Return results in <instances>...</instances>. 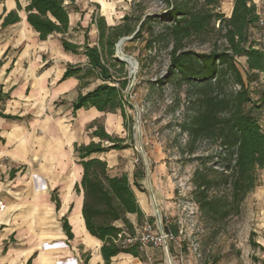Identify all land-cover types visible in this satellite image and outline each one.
I'll use <instances>...</instances> for the list:
<instances>
[{
	"label": "trees",
	"instance_id": "1",
	"mask_svg": "<svg viewBox=\"0 0 264 264\" xmlns=\"http://www.w3.org/2000/svg\"><path fill=\"white\" fill-rule=\"evenodd\" d=\"M24 1L22 6L16 0V8L3 16L1 26L20 20L18 10L23 9L26 22L38 33L39 40L60 34L63 49L81 53L87 59L85 63H66L60 80L74 76L80 82V89L98 80L86 92L80 91L71 104L73 112L95 107L101 112H119L123 120L127 119L126 107L130 104L124 90L130 77L124 70L125 63L114 56L115 44L135 31L132 39L140 37L144 29L148 32L146 47L166 40L170 47L167 75L188 86L186 112L190 113L181 126L188 133L189 152L193 153L197 141L210 140L215 144L207 156L197 158L200 165L191 177L192 196L199 209L213 220L241 212L242 202L259 183L258 173L264 168V131L260 123L264 113V81L261 82L264 53L255 46L253 37L259 18L254 0H233L230 16L219 9L221 0H203L200 5L193 0H162L166 7L161 14L126 13L120 23L111 25L104 15L93 13L90 24L98 30L94 45L88 41L89 25L85 27L84 44L67 37L70 7L75 0ZM153 21L163 24L158 31L151 25ZM212 33L222 39L220 46L213 45L205 51L187 47L189 38L196 36L205 41ZM238 57L244 58L243 70L237 63ZM256 82L261 85L260 90L253 87ZM8 97L0 89V102ZM0 115L11 119L21 117L1 110ZM91 136L99 137L98 141L74 144L77 163L82 168L75 190L82 191L81 215L85 227L102 242L105 264H110L111 257L120 252L142 257L136 242L123 246L113 238L122 227L134 233L135 226L144 222V213L132 187L133 182L143 190L139 182L143 172L134 171L132 182L125 173L111 175L99 154L128 145L123 144L124 138L109 134L102 125L96 126ZM208 160L211 165L206 167ZM51 200L59 206L56 195H51ZM132 214L140 223L131 221ZM62 229L68 239L73 236L66 217H62ZM30 262L31 258L24 264Z\"/></svg>",
	"mask_w": 264,
	"mask_h": 264
},
{
	"label": "rangeland",
	"instance_id": "2",
	"mask_svg": "<svg viewBox=\"0 0 264 264\" xmlns=\"http://www.w3.org/2000/svg\"><path fill=\"white\" fill-rule=\"evenodd\" d=\"M193 1L200 5L203 0ZM256 2L259 12L264 13V0ZM230 5V0H221L219 9L229 16ZM165 7L162 0H75L70 7L73 32L67 37L74 41L81 39L86 25H89V42H96L97 27L90 25L93 13L103 14L107 24L111 25L120 23L126 13L157 15L163 13ZM151 25L158 31L163 24L153 21ZM147 36L148 32L144 29L140 37L132 39V36L122 45V51L134 57L137 65L132 68L124 62V70L130 77L124 90L130 104L126 107V122L119 112H100L83 132V142L98 141L99 137L91 136V131L98 125H102L109 134L124 138L123 144L127 147L109 150L99 156L106 161L111 175L125 173L129 182L133 181L134 171L143 172L139 179L142 191L132 182L144 213L142 220L159 221L160 218L161 227L173 233V238L166 242L167 246L148 245L142 251V259L145 264H264V168L259 170V183L242 202L239 214L213 220L199 209L192 196L194 185L191 177L200 165L197 158L207 156L215 144L210 140L197 141L193 153L189 152L186 145L188 133L181 126L184 117L190 113L186 112L188 86L167 75L170 47L166 40H158L148 48ZM253 37L256 38V35L253 34ZM50 39L51 45H54L59 35L53 34ZM206 39L203 41L193 36L189 38L187 47L205 51L222 43L215 33ZM79 58L87 60L83 56ZM237 63L243 70L244 58L238 57ZM97 81L88 87L91 88ZM260 86L253 85L256 90H260ZM55 102L61 104V99ZM31 106V111L39 115L50 113L53 109L51 101H44L42 97H38ZM51 113L54 117L58 116L54 111ZM67 117L66 122H75L76 115L70 113ZM210 162H206V167L211 165ZM72 166L73 162L69 166L70 171ZM18 169L25 168L20 165ZM134 220L135 224L140 223ZM48 222L45 230L47 247L50 248L61 241L55 239L60 236L55 225ZM51 222L56 223L55 219Z\"/></svg>",
	"mask_w": 264,
	"mask_h": 264
},
{
	"label": "crops",
	"instance_id": "3",
	"mask_svg": "<svg viewBox=\"0 0 264 264\" xmlns=\"http://www.w3.org/2000/svg\"><path fill=\"white\" fill-rule=\"evenodd\" d=\"M230 1L231 14L233 0ZM20 3L25 5L24 0ZM15 8L16 0L0 1V89L9 96L0 102V110L21 116L11 119L0 115V264H24L29 258L31 264H105L102 242L86 229L81 215L83 195L75 190V185L80 181L82 168L74 152V144L83 143V132L101 111L82 107L73 112L72 102L80 91L90 88L80 89L74 76L60 80L65 64L85 63L79 58L83 55L63 49L60 34L54 45L50 43L53 34L39 40L38 33L26 22L23 9L18 10L20 20L1 26L3 16ZM257 9L259 12L258 6ZM69 27L72 33L70 15ZM69 40L84 44V35L77 41ZM38 97L51 101L50 113L39 115L31 111ZM57 99H61V104L55 102ZM52 111L58 116L54 117ZM70 113L76 115L74 123L65 121ZM261 116L264 131V113ZM20 165L25 169L19 170ZM53 194L60 201L58 207L51 200ZM132 215L131 221L136 223V216ZM62 217L67 218L73 232L69 239L62 229ZM47 222L55 225L60 235L55 239L61 241L50 248ZM110 261L145 264L142 257L123 252Z\"/></svg>",
	"mask_w": 264,
	"mask_h": 264
},
{
	"label": "built area",
	"instance_id": "4",
	"mask_svg": "<svg viewBox=\"0 0 264 264\" xmlns=\"http://www.w3.org/2000/svg\"><path fill=\"white\" fill-rule=\"evenodd\" d=\"M258 30L254 32L256 35V47L264 53V13L259 12ZM144 221L143 223L135 226V232L131 233L124 227L117 232L113 241L120 245H130L136 242L141 251H145L148 245L164 247L167 246L166 242L173 238V233L170 229L162 228V221ZM149 258V257H148Z\"/></svg>",
	"mask_w": 264,
	"mask_h": 264
},
{
	"label": "water",
	"instance_id": "5",
	"mask_svg": "<svg viewBox=\"0 0 264 264\" xmlns=\"http://www.w3.org/2000/svg\"><path fill=\"white\" fill-rule=\"evenodd\" d=\"M136 32V31H135ZM135 32H133L131 35L129 36H124V37H121L119 38L117 41V43L115 44V53H114V56L117 57L120 61L122 62H125V63H129L131 65V63L134 62V64L136 63V60L134 57H132L131 55H126L123 51H122V45L124 44V42L127 40V39H130L134 34ZM130 58V59H129ZM131 71H133L131 69Z\"/></svg>",
	"mask_w": 264,
	"mask_h": 264
},
{
	"label": "bare ground",
	"instance_id": "6",
	"mask_svg": "<svg viewBox=\"0 0 264 264\" xmlns=\"http://www.w3.org/2000/svg\"><path fill=\"white\" fill-rule=\"evenodd\" d=\"M129 59H130V58H129ZM136 66H137L136 63H135V64H134V62L131 63V67H132V68H136ZM133 70H134V69H133Z\"/></svg>",
	"mask_w": 264,
	"mask_h": 264
}]
</instances>
